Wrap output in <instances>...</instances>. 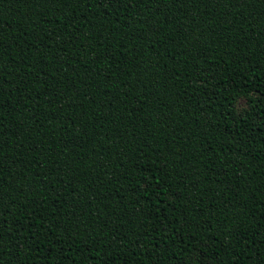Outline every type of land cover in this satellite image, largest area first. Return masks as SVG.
Masks as SVG:
<instances>
[{
    "label": "trees",
    "instance_id": "1",
    "mask_svg": "<svg viewBox=\"0 0 264 264\" xmlns=\"http://www.w3.org/2000/svg\"><path fill=\"white\" fill-rule=\"evenodd\" d=\"M0 264H264V0H0Z\"/></svg>",
    "mask_w": 264,
    "mask_h": 264
},
{
    "label": "rangeland",
    "instance_id": "2",
    "mask_svg": "<svg viewBox=\"0 0 264 264\" xmlns=\"http://www.w3.org/2000/svg\"><path fill=\"white\" fill-rule=\"evenodd\" d=\"M239 104H241V105L244 104V101L241 100V101L239 102Z\"/></svg>",
    "mask_w": 264,
    "mask_h": 264
}]
</instances>
